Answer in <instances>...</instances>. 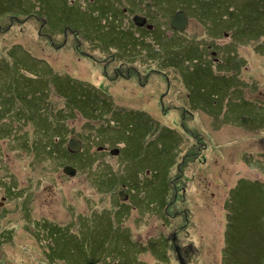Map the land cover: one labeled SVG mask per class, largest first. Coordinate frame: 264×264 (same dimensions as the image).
I'll use <instances>...</instances> for the list:
<instances>
[{
    "label": "rangeland",
    "instance_id": "obj_1",
    "mask_svg": "<svg viewBox=\"0 0 264 264\" xmlns=\"http://www.w3.org/2000/svg\"><path fill=\"white\" fill-rule=\"evenodd\" d=\"M2 1L4 0H0V7L4 8L6 4L1 3ZM32 1L34 2L32 7L37 10V14H33V17L45 19L46 26L42 29V33L53 37V41L57 43L60 42L59 34L63 32L62 27L66 26L69 29H76L78 37L74 36V38L77 39L68 41L62 48L51 47L47 45L48 41L45 37H38L36 34L39 24L35 21L38 20L28 14L22 17L18 14H8L6 18L9 19L0 25V46L5 47L8 42H23L28 48H32L37 56L46 57L50 61L49 66L59 75H63L66 71L70 75L82 78L81 69L84 74V67L89 69L87 65L89 61L84 59V56L74 53H77V46L81 49L79 39L90 35L94 29L116 31L124 21L113 8L112 3L107 4V9L110 5L109 10H106L107 13L101 10L100 17L102 18L106 13L104 19L107 24L98 28L97 19H94L99 17V9L93 5L98 0ZM21 6L29 8V4L27 6L21 4ZM72 7L75 8L76 14L67 16L68 10ZM11 8L18 6L13 4ZM187 15L189 16L185 29L187 35L202 49H206L208 44L215 46L210 50L214 49L217 52L216 57L222 63L218 68L208 63L215 72V75L210 74V77L203 72L207 70L206 68L193 69V71L191 69L194 72L192 74H187L191 71H185L186 82L193 83L192 88L187 87L190 91L184 92L188 95L186 98L191 101L192 108L189 107V103L185 108L189 113L183 114L181 110L172 108L171 104L178 106L175 102H169L167 114L162 115L157 106H141L129 101L131 98H136L137 94H142L143 98H149L154 103L157 94L164 89L166 83L164 80L157 81L156 78L160 76L153 71L158 69L160 59L156 57L157 60H148L142 52L140 53L142 48L136 49L130 58L124 59L122 55L119 58L123 62L130 61L132 66L146 68L149 79L154 78L158 83H163V86L151 87L154 93L148 91L137 93L136 84L122 82L117 78L105 82L100 79L98 82L101 85L103 98L106 99L107 88L110 100H114L119 105L115 104V107L120 110L110 111V114L116 112L110 116V120L121 121L123 132L131 136V138L126 136L121 138L123 143H118L119 146L126 145V152L119 158L117 155L105 156V160L118 171V161H130L128 169L132 181L130 196L135 210L124 213L125 216L130 214L129 220L119 214L117 198L111 192L96 189L86 172L80 171L70 178L57 171L52 174L50 180L49 173L42 176V171L39 169L36 171L32 167V154L20 153V171L16 156L14 158L12 154L7 158L4 156L6 162L12 163L11 171L19 177L20 186L29 187L33 192L32 197L24 194L19 200L0 199L4 201L0 202V219L13 217L15 218L13 221H16L20 215L19 225L11 227L20 236L12 237L11 231L6 234L9 235V240L14 244L15 249L9 243L4 244L6 249L15 251L19 256L17 262L90 264L91 260H99L115 245H119L115 244L116 241L113 243L112 237L107 242L112 234L110 230L115 229L119 224H127V221L128 225L132 226L133 219L142 211V215L148 214L150 217L143 219V224L145 223L143 226L139 225L136 230L139 234L135 236V240L144 241L148 236L153 235L141 246L153 255L167 256L168 251L171 264H264V247L261 245L257 227L259 207L255 201L239 202L244 218L242 222L238 221L247 231L246 233L244 230L246 236L252 239L248 241L239 237L232 238L227 244L224 242L228 208H230L228 197L231 190L242 183L244 187L249 183L264 186V48L262 46L264 42H260L262 38L258 41L242 39L235 42L233 28H229L228 35L223 37L221 31L220 34L210 32L195 14L189 12ZM108 41L105 39L102 42V49L106 47ZM210 50H206L207 54ZM103 52L112 54L111 51ZM117 59H113L112 62L117 64ZM201 60L206 61L203 56ZM223 63L225 66L221 68ZM47 70L39 68L36 71L45 83L39 81L38 84H31L25 81V90L22 88L12 93L8 99L9 105L14 108L20 99V105H26L28 113L26 116L39 117V114L45 111L40 102L48 98L51 101L56 99L66 112L71 105L70 85L66 82L54 83L51 76H48ZM163 70L169 73L168 88L170 86L172 91L173 84L178 82L175 70L170 67H164ZM183 72L184 70H180V76ZM150 86L149 81L147 88ZM195 87L198 89L193 93ZM101 103L110 102L106 100ZM31 104L34 105L32 109H27ZM108 116H105L106 120ZM41 118L43 119L44 115ZM52 121L55 128L56 123L53 119ZM69 124L75 130L84 132L87 125L93 126L94 130H100L106 121L103 118L90 120L87 123V120L76 112L73 121ZM167 125L173 126L178 134L167 131ZM111 127L112 125H109V128H105L109 134L105 129L100 131V135L106 141L102 143L104 148L111 149L110 144L113 140L110 138L114 133L110 130ZM56 132L58 134L55 141H57L61 138V133L57 130L53 132L44 128L37 132V136L48 143L49 137ZM165 133L167 138L164 140V145L167 153L163 154L159 149L162 143L158 142V137ZM194 133L200 135L202 141L196 143V138H193ZM97 142L93 146H96ZM54 146L52 142L51 147ZM187 153L193 154V159L187 162V165H183L182 159ZM187 158H190V155ZM66 159L74 164L72 159ZM94 164L96 165V162ZM44 169L49 172L50 166L42 168ZM179 170L184 176L176 180L180 177L177 174ZM120 200L125 204L129 203L128 198L123 200L120 197ZM168 200L172 205L168 208L169 218L165 222L161 217H157V213ZM137 206L142 207L143 210L137 211ZM3 207L5 213L1 215ZM40 215L46 218L42 217L37 221L32 218V216L38 218ZM23 223L29 232L35 231L37 224L45 225L42 232L44 239L49 243L47 246L41 242L45 259L40 254L35 260L33 259L35 253L33 243L38 241L30 239L25 232L19 233ZM138 224L139 222L137 226ZM229 224L232 234H239L233 217L230 218ZM233 244L239 249L237 253L229 249ZM100 248L101 251L98 252ZM23 255L24 257L27 255L26 261H23ZM129 255L130 250L127 249L126 256ZM12 258L13 256H9L6 259L8 264L13 263ZM158 258L162 260L161 256ZM143 262L153 264L149 255L143 258Z\"/></svg>",
    "mask_w": 264,
    "mask_h": 264
},
{
    "label": "trees",
    "instance_id": "obj_2",
    "mask_svg": "<svg viewBox=\"0 0 264 264\" xmlns=\"http://www.w3.org/2000/svg\"><path fill=\"white\" fill-rule=\"evenodd\" d=\"M1 3H5L6 6H4V8L0 7V25L9 19L6 18L8 14H18L20 17L26 14L33 17V14H37L36 8L32 7L34 3L32 0H4ZM108 3H112L113 8L119 13V16L124 19V21L120 23V26H118V30L111 31L110 29H107L102 31L101 29H94L90 35L81 37L79 39V43L82 45V43L86 41L85 37H88L92 40V42H94V44L96 41H99L102 45V42L107 39L109 41L106 43L104 51H111L114 53L115 51L117 52L118 50H121V53H125L126 55L128 53L132 55L136 49L142 48L141 51L145 50L147 55L149 54L151 56V59L157 60L156 56L159 55L160 58L163 59L162 62H166V64L163 65L164 67L174 68L177 75V81H179L180 77L183 76V74L180 76V70L191 71L192 69L193 71V69L206 68L207 70H204L203 72H205L209 77L210 74H213L214 72V70H212L206 62L201 60V56H203L206 60L208 59L207 57H209L208 61H212L210 53L207 54L206 52L208 48L206 47V49H202L198 43L193 40V38H190L187 35L186 32H179L176 30L173 31L174 29L170 28L169 21L179 10L185 12L187 20L189 19V16L187 15L189 12L195 14L205 23V26L208 27L210 32L220 34L219 32L221 31L223 37L228 35L227 30H229V28H233L235 42H239L242 39L246 41H258L261 40V38L262 41L260 42H264V0H98L93 4L94 7L99 9V17L94 19H97L96 26L98 28L101 25L105 26L107 24L104 18L109 10L110 5H108L107 9ZM13 4H16L18 8H11ZM21 4L24 6L29 4V8L26 9L25 7H22ZM124 8H126L125 12ZM101 10H107L102 18L100 17ZM131 13L144 16L147 19V23L152 25V29L149 31L145 27L142 28L140 26H135V24L131 22L130 18H128ZM70 14H76L75 8L72 7V9L68 10L67 16ZM33 18L38 20L35 22L39 24V27L42 22L43 26L40 32L38 28V32L36 34L38 37H45L48 41L47 45L51 47L58 46L59 48L65 46L66 44L62 45L61 41L66 36L65 34L67 30V36L70 37L69 41L70 39H74V37L70 35L69 30L74 33L76 32V29H69L66 26L62 27L61 31L63 30V32L59 34L60 42H54L53 37L52 39H48L47 36L42 33V29L46 26L45 19L42 17ZM161 27H163V29H160ZM8 43L9 44L5 47L0 46V199L19 200V198H22L24 194L32 197V190L29 187L23 188L20 186V181L18 180L19 177L12 173V163L6 162L7 159L4 160V156L7 158L9 154H12L13 158L16 156L17 161L19 162V164L17 163V167L20 171V153L24 152L29 155L32 154V167L36 171H38V169L39 171H42V176L49 173L50 180H52L53 173L61 171L60 174H62V169L65 166L77 168L78 174L80 171L83 173L86 172L96 189H101V191L108 193L111 192L112 195L117 198L116 205L119 208V214L126 217V220H129L130 214L125 216L124 213L135 210L133 208L134 202L130 196V188H132V181L128 172L130 161H118L117 166L119 171L117 169L114 170L112 168V164L105 160V156L108 154V156H110L111 154L103 147L102 143L106 141L102 138V135H100L101 130L103 131L105 128H109V125H112V129L110 130L114 133L111 134L112 136L110 138V140H113L110 144L111 149H119L117 158L126 152V145L123 144V146H119V144L123 143L121 138L125 136L131 138V136L123 132L121 121L110 120V116L116 113L114 112L110 114V111H116L118 108L112 104L107 95L106 99H104L101 90L91 82L84 81L83 77H75L66 71H64L63 75H59V73L49 66L48 62L50 61L46 57L37 56L34 50L30 47L28 48V46H26L23 42ZM262 46L264 48V45ZM102 48L103 45L101 49ZM78 50H82V46L81 49L78 47ZM78 50L77 53L73 52L83 56L78 52ZM213 51L215 50L213 49ZM216 53L217 52H215V54ZM31 56L33 57L31 58ZM158 66H160V64H158ZM219 66H221V64ZM224 66L225 65L221 68ZM39 68L48 69V76H51L54 83L64 84L66 82L70 85L69 100L71 101V105H69L66 112L63 111V106L57 102L56 99L51 101L48 98L43 99L40 102L42 109L45 108V111L41 112L39 117L26 116L28 114L26 112V105H20V99L14 108L9 105L8 99L12 96V93L17 92L22 88L25 90V81L30 82L31 84H38L39 81L45 83L42 77L40 79V75L36 73ZM176 69H178V72ZM192 71L187 74L194 73ZM89 73L93 74L95 77L98 75L97 73H94L93 70L92 72L89 70ZM186 83L188 84L187 87H193L192 82ZM106 100L110 103H101ZM32 106L34 105H28L27 109H32ZM76 112L85 118L87 123L90 120L104 118L106 124L100 130H94L93 126H88L86 124V130H84V132H79L69 124L70 121H73V117ZM42 115H44L43 119L41 118ZM105 116H108L107 120L105 119ZM52 119L56 123L55 128L53 127ZM44 128L52 130L53 132L56 130L59 131L61 133V138L55 141L58 134L56 132L49 137V141L46 143L39 137V135L37 136V132L39 130L42 131ZM106 129L105 131L109 134V131ZM166 138V133L158 137V142L162 143V147L159 149L163 154L167 153L164 145V140ZM70 139L79 140L81 143V150L76 154H73L67 148V143ZM110 140L107 141L111 142ZM196 140L202 141V137L200 135H196ZM52 142L55 144L54 147H51ZM95 142H97V145L93 146ZM188 155H190V158H187ZM192 155L193 154L187 153L183 156V165H187V162L193 159ZM74 157L79 159H73ZM66 158L72 159L74 164L68 162L69 160ZM95 162L96 165L94 164ZM48 165L50 166L49 172L46 169L42 170V168L48 167ZM180 167H182V164ZM180 170L177 173L180 177L176 180H179L182 176H184ZM124 187V191L129 199V203L127 204L121 202L118 196V192ZM228 200L230 208H228V221L224 241L225 244L231 242L232 238L243 237L242 239H246L248 241H250L249 239H252L246 236L247 231L243 229L239 223V221L242 222L244 218V214L239 208V202L253 200L259 207V220L257 227L259 230V237L262 241L261 245L264 247V186H258L257 183H249L248 186L244 187V184L242 183L231 190ZM120 203L122 204L120 205ZM165 204L166 202L158 212V214H160L159 217H165V215L162 214ZM15 207L17 208V204ZM129 208L131 210H129ZM140 210H143V208L137 206V211ZM1 211H3L1 215H4V207ZM141 213L142 211H140L139 215L133 219L134 224L132 226H129L127 221V224L122 223L115 229H111L110 231L112 234L107 239V242H109L112 237L113 243L116 241L115 244L118 243L119 245H115L110 252L105 253V255L99 260H91L90 264H146L143 262V258L148 255L152 259L153 264H171L170 254L168 251L167 256L160 254L153 255L141 246L142 244L148 242L150 237L153 235L148 236L144 241L135 240V236L139 234L136 231L138 230L139 225L141 224V226H143L145 224H143V219H145L143 216H145V214L142 216ZM42 217L44 216L40 215L38 218L32 216V218L36 221ZM232 217L236 221L239 234H232L229 230V221ZM13 220H15L13 217H7L4 220L0 219V264H8L6 259L9 256H13V263L11 264H22V261L17 262L19 256L16 255V252L6 249L4 246V244L9 243L12 245L13 249H15L14 244L9 240V235H6L9 231L13 233L12 237L14 238L16 235L20 236L11 228L19 225L20 215L17 217L16 221ZM10 221H13V223ZM138 222L139 224L137 226ZM37 226L38 227L35 231L32 230V232H29L23 223L22 229L19 230L20 234L25 232L28 234L30 239L38 241L37 243H33L35 248V253L33 254L34 260L39 254L43 259H45L41 242L49 246V243L46 242L47 239H44L45 236L42 232L45 225L42 223L37 224ZM61 236H63L62 231ZM20 240L22 243L21 237ZM24 244L27 245L26 243ZM232 246L233 247L229 249L237 253L239 249L235 246V244ZM26 248L27 246H25V249ZM127 249L130 250L129 257L126 256ZM229 249L227 248V251ZM73 250L77 252L79 251L77 249ZM100 251L101 248L98 252ZM159 256H161L162 260L158 258ZM26 260L27 255H25V257L23 255V261Z\"/></svg>",
    "mask_w": 264,
    "mask_h": 264
},
{
    "label": "flooded vegetation",
    "instance_id": "obj_3",
    "mask_svg": "<svg viewBox=\"0 0 264 264\" xmlns=\"http://www.w3.org/2000/svg\"><path fill=\"white\" fill-rule=\"evenodd\" d=\"M125 11H126V8H124V12ZM132 13L128 17V18H130L132 23H134V21L132 20V18L134 16H140V17L145 18L144 16H141L139 14H135V13L132 14ZM41 20H43V19H41ZM145 20H146L145 24L143 26H140V27H142V28L145 27L147 30L150 31L152 29V25L147 23L146 18H145ZM42 26H43V24L41 22L40 27H39V32H40ZM135 26H138V25L135 24ZM186 27H187V25H186ZM186 27H185V29H186ZM185 29L182 31L181 30H176V31L187 32ZM67 31L65 34L66 36L61 41L62 45H65L67 43V41H69V36H67L68 35ZM173 31H175V30H173ZM69 32H70V35L72 37L76 36L77 32H74L75 34H73V31H71V30H69ZM44 35L47 36L48 39H52V37H50L48 34H44ZM74 39H77V37H75ZM85 40L86 41H84L81 45L82 50H79V52L84 56V59L86 58L89 61V63L87 62V65H88L90 71L92 72V70H93V72L97 73L98 75H97V77H95L93 74L89 73L88 68L84 67V69H85L84 74H83L82 69H81V75H82L84 81H89L92 84H94L97 88L100 89L101 85L98 84L100 79H102L105 82V80L117 78V79H121L122 82H128V83L136 84L138 86L137 93L144 92V91L154 93V91L151 89V87L155 86V85L163 86V83H158L157 81L162 82L161 80H164L166 82L165 87H164V89H161V91H159L156 99L154 100V103L149 98H143L142 94H140V95L137 94L136 98H131L129 101L131 103H135V104H138L141 106L142 105H144V106H157L160 108L162 115L167 114V109L170 107L168 103L169 102H172V103L175 102L178 106L171 104L172 108L181 110V112L183 114L185 112L189 113V111L188 110L186 111L185 108L188 107V103H189V107H192V106L190 104L191 101L188 98H186V96H188V95H185V93H184L185 91H190L189 89H187L188 84L186 83V79H185L186 76H184L185 71L183 72V76L180 77V80L176 84H173V88L171 91L170 86L168 88V84L170 85L169 73L166 70H163V68H164L163 65L166 64V62H162L163 59H161L159 55H157L156 57H157V59H160V63H159L160 66H158L157 70H153L156 72L157 75L160 76V77L156 78L157 79V81H156L154 78H152V79L148 78V72H146V70H147L146 68H140V67L138 68V67L132 66L131 65L132 63L130 61L129 62L120 61L119 57H121V55L123 56L124 59H126L127 57L130 58L132 56V55H130V53H128L126 55L125 53H121V50H118L117 52H119V53H117V54L116 53L111 54L108 52L104 53L103 52L104 49H101L102 45L99 43V41H96L94 44V42H92V40L89 39L88 37H85ZM55 47H58V46H55ZM211 47H215V46H212L211 44L207 45L208 50H210ZM77 50H78V46H77ZM141 52L144 54L145 57H147L148 60H151V56L149 54L147 55V52L145 50L140 51V53ZM209 53L211 55L210 57H211L212 61H208V59H207L205 61L207 64L210 62L211 65L212 66L214 65L215 67H218L220 64H222L221 61H219L217 59L215 51L210 50ZM117 58H119V59H117ZM113 59H117L116 62L118 61V63L116 64V63L112 62ZM223 65H225V64L223 63ZM110 66L112 68H109ZM177 72H178V70H177ZM214 75H215V73L213 72L212 76H214ZM149 81L151 82V86L149 88H147ZM118 84H120V82ZM197 89L198 88L195 87L193 90V93H195L197 91ZM169 93H170V95H168ZM106 95L109 97L107 88H106ZM111 102L113 105L116 104V102L114 100ZM116 105L119 106L118 104H116ZM141 106H139V107H141ZM165 111H166V113H164ZM192 114H193V112H192ZM166 129H167V131H173L174 133L178 134V132L176 131V129L173 126L167 125ZM193 138H196L195 133L193 135ZM196 143H198L197 140H196ZM105 150L109 151L110 148L107 147ZM174 195H175V193H174ZM126 200H127V198H126ZM121 204L122 203H120V205ZM166 205H165L166 209L164 211H162V214H164L165 217H163L162 219L167 221V219L169 218V212L167 210L172 205V203L169 201V203H167ZM129 210H131V209L129 208Z\"/></svg>",
    "mask_w": 264,
    "mask_h": 264
},
{
    "label": "water",
    "instance_id": "obj_4",
    "mask_svg": "<svg viewBox=\"0 0 264 264\" xmlns=\"http://www.w3.org/2000/svg\"><path fill=\"white\" fill-rule=\"evenodd\" d=\"M132 20L138 26H143L146 22L145 18L140 17V16H134ZM187 23H188V20L186 19L185 12L179 10L170 19L169 26L171 29L182 31L185 29ZM67 148L71 152H79L81 150V143L79 140L70 139L68 142ZM117 153H118L117 149L111 150V154L116 155ZM62 173L67 176L74 177L77 173V170L73 168L72 166H65L62 169ZM119 196L122 199L126 197L123 191L119 192Z\"/></svg>",
    "mask_w": 264,
    "mask_h": 264
},
{
    "label": "crops",
    "instance_id": "obj_5",
    "mask_svg": "<svg viewBox=\"0 0 264 264\" xmlns=\"http://www.w3.org/2000/svg\"><path fill=\"white\" fill-rule=\"evenodd\" d=\"M192 108V107H191ZM259 132H261V130L259 131ZM258 132V133H259ZM156 214V213H155ZM154 215V214H153ZM143 216V215H142ZM159 216V214L157 213V217ZM143 217H145V218H148V217H150L148 214H145V216H143Z\"/></svg>",
    "mask_w": 264,
    "mask_h": 264
}]
</instances>
